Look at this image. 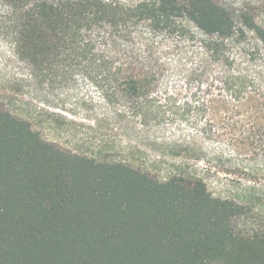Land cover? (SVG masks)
<instances>
[{
  "label": "trees",
  "instance_id": "1",
  "mask_svg": "<svg viewBox=\"0 0 264 264\" xmlns=\"http://www.w3.org/2000/svg\"><path fill=\"white\" fill-rule=\"evenodd\" d=\"M0 6V38L40 93L80 76L142 127L195 131L168 140L180 162L159 180L63 149L0 108V264H264V212L234 222L264 193V25L215 0ZM231 173L246 179L238 199L215 196L207 175Z\"/></svg>",
  "mask_w": 264,
  "mask_h": 264
},
{
  "label": "rangeland",
  "instance_id": "2",
  "mask_svg": "<svg viewBox=\"0 0 264 264\" xmlns=\"http://www.w3.org/2000/svg\"><path fill=\"white\" fill-rule=\"evenodd\" d=\"M215 1L234 15L248 12L264 25V0ZM171 82L169 78L163 85ZM39 88L35 69L19 60L0 38V108L27 120L44 139L63 149L106 160H125L162 180L180 162L168 140L195 135L194 128L187 124L142 127L130 111H120L123 100L114 104L104 101L95 86L80 76L44 85L42 93ZM203 147L206 152L219 149L207 142ZM204 166L188 162L182 167L194 170ZM218 176L210 174L206 178L213 194L238 199L246 179L232 173ZM255 200L259 201L257 209L236 218L235 223L248 228L258 222L264 212V193Z\"/></svg>",
  "mask_w": 264,
  "mask_h": 264
}]
</instances>
